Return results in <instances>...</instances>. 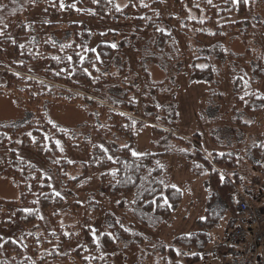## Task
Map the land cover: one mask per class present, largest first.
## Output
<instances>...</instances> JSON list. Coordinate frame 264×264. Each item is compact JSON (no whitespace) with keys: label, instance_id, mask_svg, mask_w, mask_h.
Returning a JSON list of instances; mask_svg holds the SVG:
<instances>
[{"label":"trees","instance_id":"16d2710c","mask_svg":"<svg viewBox=\"0 0 264 264\" xmlns=\"http://www.w3.org/2000/svg\"><path fill=\"white\" fill-rule=\"evenodd\" d=\"M121 1L120 5L119 0H77L75 6L71 4L64 8L60 0H27L21 13L16 12L0 23V92L9 90L24 96L28 105L36 107L46 98L79 104L96 122L93 136L100 134L104 141L115 135L125 139V144L116 146L110 154L93 136L80 138L73 129L54 124L39 107L23 121L0 122V148L8 150L4 161H0V177L12 180L18 191L17 198L0 199V264H54L65 261L68 255L75 264H113L112 255L101 249L100 244L106 249L118 242L126 243L122 249L135 242L153 251L158 248L147 245L145 240L148 239L132 222L126 226L116 220L103 223L104 230L96 239L93 219L99 213L100 203L92 199L66 203L43 168L19 155L18 145L43 160L59 181H64L67 172L79 164L81 173L67 177L65 184L68 186L86 185L91 173L97 176L102 193H127L129 201L126 203L121 199L119 205L148 230H157L169 222L185 198L187 184L183 190L172 184L165 158L173 156L188 162L190 179L200 181L207 188L203 213L195 219V229L173 234L167 253L161 247L165 254L157 260L147 250L132 264H200L201 251L215 239L210 238L209 231L223 218L225 233L239 222L240 213L235 209L233 191L241 178L237 149L209 152L201 146L198 132L181 135L166 120L159 126L139 114L134 99L137 86L129 73L127 56L119 55L121 66L114 71L117 60L114 59L117 57L114 47L105 40L91 46L93 33L84 22L87 11L82 7L91 9L89 17L92 18L131 22L132 31L121 35L119 42L128 44L132 41L147 57L159 63L164 61L169 70L185 58L186 52L198 50L200 54L190 59L189 76L193 80L212 81L214 67L209 63L201 67L197 63L210 58L219 62L229 55L223 43L213 41L222 33H231L244 25V20H230V16L246 15L251 0H172L177 11L166 19L159 10V0ZM36 6L42 7L41 14L48 22L26 19L16 25L21 14ZM63 10L67 22L61 21ZM254 22L264 25L259 19ZM63 25L71 37L68 42L59 43L53 40L52 33ZM110 33L117 37L118 32L110 29L98 31L96 35L105 37ZM246 35L238 36L245 42ZM209 40L212 42L206 46ZM146 42H151L155 50L152 47V52L145 50ZM191 42L195 46H191ZM252 73L260 80L264 79V54L259 55ZM112 89L122 93L115 102L110 96ZM232 91L233 106H242L247 114L255 115L264 107V96L242 72L233 76ZM146 120L160 133L159 143L163 149L134 154L133 132ZM257 137L247 154L260 167L264 164V116ZM60 143L74 148L80 146L83 160L69 161L61 154ZM246 195L250 199V194ZM67 210L82 212L77 232L69 225L60 224L62 214ZM108 216L105 215L107 220ZM175 246L182 249V261L178 259ZM218 249V260L241 252L238 246H226L222 242Z\"/></svg>","mask_w":264,"mask_h":264},{"label":"rangeland","instance_id":"374dc122","mask_svg":"<svg viewBox=\"0 0 264 264\" xmlns=\"http://www.w3.org/2000/svg\"><path fill=\"white\" fill-rule=\"evenodd\" d=\"M62 7L67 5H76L77 0H60ZM119 0L118 4H122ZM160 12L163 19L171 13L177 11L172 0H159ZM27 0H0V23L14 15L16 12L23 11ZM82 9L87 11L84 18L89 30L93 33L90 38V44L94 47L100 41H109L114 47V53L117 57L114 61V71L120 66L118 60L119 55L127 56V65L129 73L133 75L134 83L137 91L135 92V104L137 112L159 126H163V121L168 122L176 133L190 136L193 132H198L201 136V146L207 151L212 150L234 151L237 149L238 162H240V184L239 188L245 194H250V200H253L258 190V197L264 199V164L262 169L257 166L247 152L252 145L257 142L258 134L263 127L264 107L255 115H249L242 106L234 107V98L232 91V78L236 72H242L243 76L248 77V81L254 88H257L264 96V79L260 80L257 74L252 73V69L256 65V61L260 54H264V25L255 23V19H259L264 23V0H251L249 11L244 16L231 15L230 20L242 19L245 21L241 27H236L231 33H222L221 37L214 39L213 42L223 43L227 53L229 54L222 61L216 62L213 58L197 63L198 66H204L207 63L214 67V78L212 81L193 80L189 76L190 59L197 54L198 50H190L186 52L183 60H179L178 65L172 66L170 70L166 67L164 61L156 62L147 57L141 49L129 42H119L121 35L132 31L131 22H106L103 19L89 17L91 9L83 6ZM42 7L36 6L28 13L21 14L16 25L28 19L34 22H48L41 14ZM135 14V13H134ZM133 14V15H134ZM195 17V14L192 13ZM62 22H67L68 18L65 10L62 14ZM107 29L117 31V37H112L113 33L107 34L105 37H98L96 32H104ZM246 33L245 42L238 36ZM71 37L70 31L66 30L63 25L58 30H54L52 38L56 42H68ZM212 41L205 43L208 46ZM146 44H148L146 42ZM195 46L194 42L190 43ZM152 44L144 46L145 50H150ZM138 48V49H137ZM143 49V48H142ZM155 50V49H154ZM112 69V68H111ZM255 79V82L251 80ZM259 79V80H258ZM164 81V82H162ZM121 92L116 89L110 90L111 99L115 102ZM39 109L43 110L46 116L54 124L73 129L75 135L80 138L91 137L96 132L93 124L95 120L90 119L87 111L79 104H68L53 99H43L38 103ZM36 106L28 105L24 96H20L9 90L0 92V122H19L23 121L30 113L35 112ZM96 115V113H95ZM160 133L153 130L151 123L146 120L133 132L132 152L141 154L145 151L158 152L163 149L159 143ZM94 139L103 145L110 154L116 146L124 145L125 139L118 135L111 136L104 141L100 134H95ZM61 154L69 161H81L84 158L83 150L80 146L71 147L66 143H60ZM7 148H0V161H4L7 155ZM19 155L26 159H30L39 164L48 174L51 183L56 191L62 194L66 203L72 200L84 202L86 199L97 200L100 203V210L93 219V234L98 239L99 233L104 230L103 223H112L116 220L120 225L126 226L132 222L136 230L144 235L148 240L145 243L149 246H158L151 250L145 245L135 242L133 246L126 245L122 249L124 242H118L114 247L109 249L100 247L112 255L113 264H132L136 257L144 255L145 252L151 251L154 259L167 253L168 245H171L173 234L180 232H188L195 229L194 223L198 216H201L204 206V200L207 196V188L202 186L198 180L190 179L188 162L173 156L166 157V163L169 172L172 174V184L183 190L185 184V198L181 207L173 214V218L169 222L162 225L157 230H148L147 228L137 224L125 209L121 208L119 201H129V196L125 192L106 195L98 188V178L94 174H89L90 179L86 185H70L65 184L66 178H73L81 173L80 165L67 172L64 181H59L48 168L45 162L39 159L30 150H24L17 146ZM70 187V188H68ZM17 186L8 178L0 177V199L11 200L17 198ZM257 197V198H258ZM122 200V201H123ZM126 202V203H127ZM108 216V220L105 215ZM82 212L65 211L61 218L60 224L69 225L77 232L80 228ZM223 220L210 232V238L223 240L225 237V224ZM6 236V235H5ZM165 246V247H164ZM165 249L163 253L162 248ZM177 256L182 261V249L175 246ZM68 255L65 261L54 264H75L74 260ZM200 264H206L202 261ZM216 264V263H215Z\"/></svg>","mask_w":264,"mask_h":264},{"label":"built area","instance_id":"2783aa9c","mask_svg":"<svg viewBox=\"0 0 264 264\" xmlns=\"http://www.w3.org/2000/svg\"><path fill=\"white\" fill-rule=\"evenodd\" d=\"M233 191L240 223L227 233L223 243L226 246H238L241 252L219 264H264V207L253 204L236 185ZM219 244L214 242L202 250V256L218 257Z\"/></svg>","mask_w":264,"mask_h":264},{"label":"crops","instance_id":"0c3cea01","mask_svg":"<svg viewBox=\"0 0 264 264\" xmlns=\"http://www.w3.org/2000/svg\"><path fill=\"white\" fill-rule=\"evenodd\" d=\"M254 201H255V203L256 204H261V205H264V199H262V198H255V199H253ZM206 262V264H217V260L216 259H209V260H207V261H205Z\"/></svg>","mask_w":264,"mask_h":264}]
</instances>
